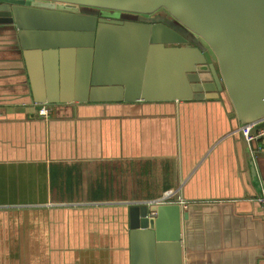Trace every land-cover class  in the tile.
Returning <instances> with one entry per match:
<instances>
[{
	"label": "crops",
	"instance_id": "1",
	"mask_svg": "<svg viewBox=\"0 0 264 264\" xmlns=\"http://www.w3.org/2000/svg\"><path fill=\"white\" fill-rule=\"evenodd\" d=\"M3 32L0 264H129L125 204L166 191L184 201L182 210L232 202L248 217L232 228L231 242L264 238V209L254 199L264 191V139L250 152L234 111L228 120L215 101L76 103L88 95L80 89L84 53L29 49L27 74L24 55L7 40L13 31ZM41 103L47 117L37 112ZM210 214L200 208L193 217L207 223ZM133 253L136 264L150 261L143 249ZM163 257L152 261L165 264Z\"/></svg>",
	"mask_w": 264,
	"mask_h": 264
},
{
	"label": "water",
	"instance_id": "2",
	"mask_svg": "<svg viewBox=\"0 0 264 264\" xmlns=\"http://www.w3.org/2000/svg\"><path fill=\"white\" fill-rule=\"evenodd\" d=\"M5 30L13 31L7 40L24 55L27 74L29 49L86 55L80 89L88 95L76 103L215 101L240 125L264 120V0H0ZM245 143L251 152L257 140ZM164 198L125 204L129 264L138 249L146 264L156 256L165 264H264V238L231 242L232 228L248 217L236 215L232 202L182 210ZM200 208L216 214L195 221Z\"/></svg>",
	"mask_w": 264,
	"mask_h": 264
},
{
	"label": "built area",
	"instance_id": "3",
	"mask_svg": "<svg viewBox=\"0 0 264 264\" xmlns=\"http://www.w3.org/2000/svg\"><path fill=\"white\" fill-rule=\"evenodd\" d=\"M37 112L40 116L47 117L49 114V105L45 103H41L37 109ZM238 130L241 133L244 141L246 142H249L251 140L264 139V120L241 124ZM164 195L163 197H165L164 198L165 201L167 202L179 201L180 203H182L183 206H185L184 201L179 196H175V194L172 193L171 191H166ZM254 199L257 200L258 203L264 209V191Z\"/></svg>",
	"mask_w": 264,
	"mask_h": 264
},
{
	"label": "rangeland",
	"instance_id": "4",
	"mask_svg": "<svg viewBox=\"0 0 264 264\" xmlns=\"http://www.w3.org/2000/svg\"><path fill=\"white\" fill-rule=\"evenodd\" d=\"M159 10H161V11H162V10H163V8H159ZM125 14H126V13H123V16H124V17H125V16H130V15H128V14H127V15H125Z\"/></svg>",
	"mask_w": 264,
	"mask_h": 264
},
{
	"label": "flooded vegetation",
	"instance_id": "5",
	"mask_svg": "<svg viewBox=\"0 0 264 264\" xmlns=\"http://www.w3.org/2000/svg\"><path fill=\"white\" fill-rule=\"evenodd\" d=\"M162 12H164V10H162ZM175 196H177V195H175Z\"/></svg>",
	"mask_w": 264,
	"mask_h": 264
},
{
	"label": "bare ground",
	"instance_id": "6",
	"mask_svg": "<svg viewBox=\"0 0 264 264\" xmlns=\"http://www.w3.org/2000/svg\"><path fill=\"white\" fill-rule=\"evenodd\" d=\"M259 140H261V139H259ZM259 140H257V141H259Z\"/></svg>",
	"mask_w": 264,
	"mask_h": 264
}]
</instances>
